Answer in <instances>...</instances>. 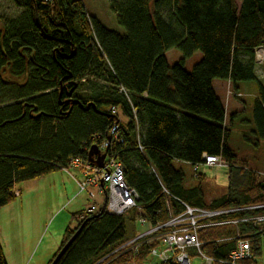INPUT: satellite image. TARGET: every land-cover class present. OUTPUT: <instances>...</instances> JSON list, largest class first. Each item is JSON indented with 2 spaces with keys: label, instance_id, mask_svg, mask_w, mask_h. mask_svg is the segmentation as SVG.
<instances>
[{
  "label": "trees",
  "instance_id": "16d2710c",
  "mask_svg": "<svg viewBox=\"0 0 264 264\" xmlns=\"http://www.w3.org/2000/svg\"><path fill=\"white\" fill-rule=\"evenodd\" d=\"M15 2L23 11L0 18V209L17 198L19 182L69 167L73 158L90 161V148L106 139L112 140L108 153L122 163L127 183L140 195L142 210L130 211L133 221L141 215L149 227L166 222L168 199L174 212L182 210L174 197L213 209L264 203L258 172L247 173V187L232 183L228 194L208 203L202 182H189L181 166L202 162L204 153L221 154L231 177L236 170L246 175L228 145L227 110L215 79L229 81L234 92L242 82L258 83L254 132L264 140V84L255 58L264 42V0L240 5L237 0H111L125 33L89 14L83 0ZM172 48L182 57L170 65L165 53ZM198 50L201 60L187 69V59ZM87 83L92 86L83 94ZM112 107L128 116L127 129ZM116 123L123 141L111 135ZM258 213L264 209L231 216ZM125 214L107 212L106 202L98 212L73 213L78 225L66 229L62 243L81 230L58 264L148 261L159 241L109 255L140 234L136 227L129 233ZM239 229L252 234L254 254L262 255L257 226L242 222ZM235 231L232 225L203 229L202 251L227 258ZM0 264H9L1 241Z\"/></svg>",
  "mask_w": 264,
  "mask_h": 264
},
{
  "label": "rangeland",
  "instance_id": "374dc122",
  "mask_svg": "<svg viewBox=\"0 0 264 264\" xmlns=\"http://www.w3.org/2000/svg\"><path fill=\"white\" fill-rule=\"evenodd\" d=\"M237 2L241 4V0ZM83 3L87 12L96 16L107 27L120 33L126 32L111 8V0H83ZM22 11L23 8L17 5L15 0H0V18L11 19ZM165 55L169 64L173 65L180 60L182 52L178 48H172L166 51ZM202 56L200 50L196 51L187 59L186 68L191 70ZM257 73L264 84V66L258 65ZM91 86V83L84 84L81 93H89ZM240 89H242L240 90L242 96L237 95L231 83L228 82L225 91L223 89V92H219L223 94V102L227 106L228 116L225 124H228L230 128L228 145L236 155L235 162L246 168V175L236 170L235 176L231 177L226 166L201 165L199 174L205 177L196 180L193 179L192 166L186 163L181 164L189 182L195 184L202 182L208 203L228 194L232 183L247 187L249 184L247 173L251 171L258 172L260 179L264 180V140L254 132L256 125L253 115L259 86L256 81H247L240 83ZM233 101L237 103L238 112L233 111ZM118 115L127 129L128 116L121 109H118ZM69 171L71 172L57 169L42 178L19 182L17 198L0 209V241L9 264H48L60 248L66 229L69 226L74 228L78 225V221L73 219L72 214L81 210L86 211L92 205L96 207L94 211L98 212L104 206L106 193L94 190L95 188L92 187L80 192L78 185L74 183L75 175H78L77 170L71 168ZM138 211L141 212V210ZM125 217L130 234L135 227L140 234L150 228L148 224L140 222L139 216L136 221H133L130 211L125 214ZM147 262L148 264L158 263L156 258H148ZM110 263L111 261H106L104 264ZM124 264H140V262L131 259ZM191 264L209 263L195 249H191Z\"/></svg>",
  "mask_w": 264,
  "mask_h": 264
},
{
  "label": "built area",
  "instance_id": "2783aa9c",
  "mask_svg": "<svg viewBox=\"0 0 264 264\" xmlns=\"http://www.w3.org/2000/svg\"><path fill=\"white\" fill-rule=\"evenodd\" d=\"M256 62L264 66V42L255 49ZM242 96L241 92H235ZM225 107L226 104H225ZM227 109V108H226ZM111 111L118 114V109L112 107ZM134 113L137 112L133 108ZM119 125L116 123L111 129V135L114 140L123 141L119 137ZM111 139H106L101 144V149L107 151V156L102 167L82 158H73L70 160L69 167L63 168L69 171L71 168L81 171L82 177L77 180L79 191L83 192L89 187L99 191H106V210L111 214H125L133 209L142 210L139 205L140 195L138 191L130 186L124 173L122 163L116 159L114 153H108ZM142 150V146L139 145ZM201 165L209 167L226 166L229 162L221 155L203 154L202 162L192 166L194 174L199 173ZM166 195H171L164 188ZM16 194H19L17 190ZM182 205V210L174 212L169 199L167 207L170 212V218L161 224L150 227L147 231L125 242L115 249L109 255L122 251H137L138 247L144 242L159 241V245L153 247L149 258H156L157 264L174 260L179 264H191V249H196L209 264H264V213L256 214L252 217H232L231 215L240 211L264 209V203L252 204L242 207L227 208H206L201 206H192L178 197H174ZM95 205H92L88 211H94ZM142 224H148L145 217L139 216ZM242 222H253L257 226V233L263 236V253L255 256L252 245V234L243 233L239 229ZM232 225L235 227V234L231 237L235 241V247L225 259L213 258L205 254L202 249L200 232L203 229L216 226ZM108 255V256H109ZM107 256V257H108ZM251 261V262H250ZM143 264H148L144 262ZM153 264V263H151Z\"/></svg>",
  "mask_w": 264,
  "mask_h": 264
},
{
  "label": "water",
  "instance_id": "95a60500",
  "mask_svg": "<svg viewBox=\"0 0 264 264\" xmlns=\"http://www.w3.org/2000/svg\"><path fill=\"white\" fill-rule=\"evenodd\" d=\"M91 104H88L86 108H89ZM89 160L93 162L94 164L102 167L104 165L105 158L107 156V151L102 152L101 148L94 144L90 150H89ZM81 228H79L74 235L68 240V242L61 248V250L58 252V254L55 256L53 261L50 264H58L63 255L66 253L70 245L73 243L77 235L79 234Z\"/></svg>",
  "mask_w": 264,
  "mask_h": 264
},
{
  "label": "crops",
  "instance_id": "0c3cea01",
  "mask_svg": "<svg viewBox=\"0 0 264 264\" xmlns=\"http://www.w3.org/2000/svg\"><path fill=\"white\" fill-rule=\"evenodd\" d=\"M229 81H227V80H219V81H217L216 79L213 81V86H214V89H215V91H216V93L218 94V96L221 98V100H223V94L221 95L220 94V92L219 91H222L223 89V91H225V87L227 86V83H228ZM242 90V89H241ZM222 91V92H223ZM234 106H233V111L234 112H238V107H237V103H235V101H233V103H232ZM227 116H228V113L226 114V121H227ZM77 170V169H76ZM67 172H71V171H67ZM77 172H78V175H75V181H74V183L76 184V185H78V182H77V180L78 179H80L81 177H82V173L79 171V170H77ZM94 190H97V189H94ZM99 192H104L105 193V191H99ZM105 202H106V195H105ZM105 204V203H104Z\"/></svg>",
  "mask_w": 264,
  "mask_h": 264
},
{
  "label": "flooded vegetation",
  "instance_id": "af4514ba",
  "mask_svg": "<svg viewBox=\"0 0 264 264\" xmlns=\"http://www.w3.org/2000/svg\"><path fill=\"white\" fill-rule=\"evenodd\" d=\"M77 224H78V223H77ZM79 228H80V227H79ZM66 242H68V241H66ZM65 244H66V243H65ZM65 244H63V243H62V244H61V246H60V248L58 249V251H57V252H59V250H61V248H62V247H63V245H65ZM54 258H55V257H54ZM54 258H53V259H54ZM53 259H52V261H53ZM103 260H104V259H102V260H100V261L96 262L95 264H100V263H101ZM52 261H51V262H52Z\"/></svg>",
  "mask_w": 264,
  "mask_h": 264
}]
</instances>
